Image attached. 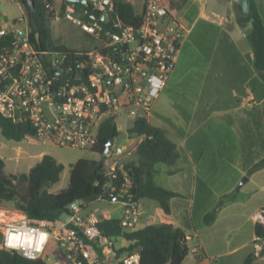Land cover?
I'll list each match as a JSON object with an SVG mask.
<instances>
[{"label":"built area","instance_id":"obj_1","mask_svg":"<svg viewBox=\"0 0 264 264\" xmlns=\"http://www.w3.org/2000/svg\"><path fill=\"white\" fill-rule=\"evenodd\" d=\"M1 1L20 5L17 0ZM59 1L57 11L52 0H43L44 9L52 20L62 12L65 20L96 41L94 50L81 54L36 49L26 15L5 21L0 14V116L14 124H27L35 131L32 138L42 144L91 151L104 121L111 119L115 124L124 116L134 126L140 119L148 120L175 67L182 31L169 14L168 0H141L137 27L127 25L115 12L114 0H86V6ZM223 1L238 4L241 0ZM132 152V147H117L114 155ZM118 172L123 179L120 188L105 187L119 193L124 206L122 226L133 228L141 211L125 202L130 180L124 163L113 161L107 173L116 181ZM81 211L79 202L72 203L65 212L68 220L62 221L59 217L33 219L21 211L0 208V249L46 264H139L138 252L119 253L115 243L99 231L97 218ZM251 218L264 229V207ZM20 225L46 232L45 243L39 248L35 244L7 247L4 232ZM263 242V238L255 239V256L261 255Z\"/></svg>","mask_w":264,"mask_h":264},{"label":"crops","instance_id":"obj_2","mask_svg":"<svg viewBox=\"0 0 264 264\" xmlns=\"http://www.w3.org/2000/svg\"><path fill=\"white\" fill-rule=\"evenodd\" d=\"M253 2L264 25V0ZM240 16L238 4L223 0H186L179 6L174 15L182 31L177 61L147 120L155 119V127L176 140L171 141L179 159L169 167L156 165L154 182L180 197L170 199V215L155 201L138 202L141 215L135 226L181 228L189 248L181 264H243L250 255L251 264H264V254L254 255L257 236L251 218L264 207V165L249 174L264 159V77L254 65L251 22L240 23ZM242 152L251 154L238 167L240 177H249L240 190L256 179L243 196L219 203L238 182L228 187L222 176H214L217 161L229 159L230 153L241 160ZM208 214L213 219L206 224Z\"/></svg>","mask_w":264,"mask_h":264},{"label":"trees","instance_id":"obj_3","mask_svg":"<svg viewBox=\"0 0 264 264\" xmlns=\"http://www.w3.org/2000/svg\"><path fill=\"white\" fill-rule=\"evenodd\" d=\"M25 11L30 25V41L36 49L52 52H69L86 54L87 51L76 52L55 45L50 37L46 24L52 20V15L44 9L43 0H34L35 11L31 12L25 0H17ZM115 12L120 15L129 26H139L141 18L135 7L125 0H114ZM168 11L175 15L179 5L168 0ZM77 7H83L76 4ZM36 18L38 27L34 28L33 18ZM251 23L250 41L254 53L256 70L264 77V25L261 22L253 0H249V14L239 17L240 23ZM39 34V42L37 41ZM87 77L88 69L83 71ZM0 132L4 139L21 142L27 137H33L35 131L27 124H14L0 116ZM131 133L142 138L136 146L134 159L124 162V168L130 180L127 193L123 195L126 203L137 205L140 200L155 201L166 215L171 214L170 199L180 197L177 193L158 187L154 182L155 166L158 164L173 165L180 157L175 143L168 139L165 131L151 125L147 120L140 119L134 123ZM118 136L116 125L111 119L102 123L98 143L91 150L93 153L104 156L106 144ZM104 161L79 159L70 166L68 186L57 192L51 193L50 188L59 182L64 167L52 156L43 155L27 173L6 175L5 163L0 158V201L13 203L14 209L23 212L28 217L39 220H53L62 212H67L68 207L79 201H84V208L89 201L106 200L113 202L118 192L111 193V187L120 188L123 183L122 176L113 181L104 170ZM264 165V159L252 169ZM122 200L119 197V201ZM213 215L205 216L208 224ZM97 227L103 236L114 243L122 238L127 246L118 248V252H138L139 264H181L189 254L184 231L171 224L148 225L143 228H125L119 218L103 219L98 221ZM257 237L264 239V229L255 226ZM264 254V249L261 255ZM254 256L250 255L243 264H251ZM0 264H46L42 260H27L13 251L0 249Z\"/></svg>","mask_w":264,"mask_h":264},{"label":"rangeland","instance_id":"obj_4","mask_svg":"<svg viewBox=\"0 0 264 264\" xmlns=\"http://www.w3.org/2000/svg\"><path fill=\"white\" fill-rule=\"evenodd\" d=\"M130 2L136 9V11H140V1L141 0H125ZM172 2L176 3L177 5L184 4L186 0H171ZM55 9L58 11L60 8V1L59 0H52ZM0 14H2L1 20H9L13 17H20L25 15L24 9L18 5L16 2H7L1 1L0 2ZM47 29L50 32V37L52 42L55 45L63 46L69 50H73L76 52L82 51H93L94 47L96 46V41L89 37V35L85 34L81 31L80 28L72 24L71 22L65 20L63 18L62 12L59 14V19L51 20L49 23L46 24ZM116 128L118 130V136L113 140L112 145V152L108 156H102L96 153H93L90 150L86 151H78L73 150L70 148H59L54 147L49 144H42L39 141L31 137L25 138L21 142H14L6 140L2 137L0 132V158L3 159L5 163L4 172L6 175H18L22 173H27L30 168H32L41 158V154H47L52 156L58 163H60L64 170L60 175V180L58 183L53 185L50 188L51 193H57L68 186L69 180V171L70 166L77 162L79 159H88V160H95V161H104V170L106 172L109 171L110 164L113 161H117L119 163H124L127 160L134 159V147L136 146L137 142L140 140V137L134 134H130L133 128V122L126 119V117L121 116L116 121ZM151 124L154 126H158V122L155 119L151 120ZM129 130V131H127ZM130 134V135H129ZM170 140L176 142V140L167 135ZM131 145V146H130ZM117 147H125L127 150L130 147L133 148V152L130 156H121L115 157L114 153ZM206 155H209L210 152L206 151ZM251 153L242 152L241 160L235 159V153H230L231 156L229 159L222 158L220 161H217L218 170L217 173H214V176L219 177L222 176L224 178L225 184H228V187L233 186L237 181V185L234 188V191L224 197L219 201L220 202H228L232 198H239L244 195L246 189L252 186V181L256 178L254 177L253 180L250 182L244 183L242 186L243 188L240 190L239 186L242 184L245 178H249L248 175L240 177L238 174V167L245 166L247 161V155ZM253 154V153H252ZM257 154H263V152H255ZM239 164V165H238ZM159 168L162 167H169L164 164H158ZM257 169H251L249 174H254ZM215 171V170H214ZM181 175H179L180 177ZM258 177V176H256ZM228 183H227V180ZM260 179V176L259 178ZM260 182V181H259ZM149 200H140L139 203L143 204L148 202ZM156 205H158L155 202ZM159 207V206H158ZM0 208L3 211H10L14 212V205L10 202H1L0 201ZM195 218H197L198 212V201L195 200V205L193 208ZM83 215L93 214L98 221L103 219H110V218H119L122 215L123 207L120 204V201H117L115 204L106 200H95L89 201L84 208H82ZM212 215V214H211ZM62 221L68 220V215L65 212H62L58 216ZM158 224L159 223H155ZM141 224L139 223L136 228H140ZM127 246V242L119 238L115 241V247H125ZM0 248H1V234H0ZM223 259V258H222Z\"/></svg>","mask_w":264,"mask_h":264},{"label":"clouds","instance_id":"obj_5","mask_svg":"<svg viewBox=\"0 0 264 264\" xmlns=\"http://www.w3.org/2000/svg\"><path fill=\"white\" fill-rule=\"evenodd\" d=\"M3 235L5 245L11 248L33 244L39 248L47 239L46 232L40 228H29L26 225H20L12 231H5Z\"/></svg>","mask_w":264,"mask_h":264},{"label":"water","instance_id":"obj_6","mask_svg":"<svg viewBox=\"0 0 264 264\" xmlns=\"http://www.w3.org/2000/svg\"><path fill=\"white\" fill-rule=\"evenodd\" d=\"M25 1H26V4H27L29 10L34 13V11H35V3H34V0H25ZM67 1L73 2V3H80V4L85 5V6L87 5L86 0H67ZM248 7H249V0H241L238 3V10H239V12L241 13L242 16H244V17L247 16V14H248ZM102 20L103 21H106L107 20V15H103L102 16ZM32 22H33L34 28H37L38 27V23H37V20H36L35 17L33 18ZM250 22L252 23L253 20H250ZM36 37H37V41L39 42V34L38 33H37ZM130 134L132 135L133 133H130ZM112 145H113V140L111 139L106 144L105 151H104V155L105 156H108V155L111 154V152H112ZM117 201H119V198H115L114 202H117ZM79 204L81 206H83V205H85V202L84 201H79Z\"/></svg>","mask_w":264,"mask_h":264}]
</instances>
